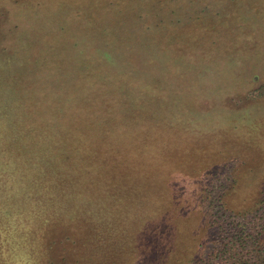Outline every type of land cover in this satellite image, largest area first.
Returning a JSON list of instances; mask_svg holds the SVG:
<instances>
[{"label": "rangeland", "instance_id": "374dc122", "mask_svg": "<svg viewBox=\"0 0 264 264\" xmlns=\"http://www.w3.org/2000/svg\"><path fill=\"white\" fill-rule=\"evenodd\" d=\"M89 104L118 122L76 127ZM72 128L78 150L96 133L97 176L56 202L103 207L93 221L53 212L21 242L0 223V264L252 259L254 237L264 248V0H0V171L10 140L51 166Z\"/></svg>", "mask_w": 264, "mask_h": 264}, {"label": "trees", "instance_id": "16d2710c", "mask_svg": "<svg viewBox=\"0 0 264 264\" xmlns=\"http://www.w3.org/2000/svg\"><path fill=\"white\" fill-rule=\"evenodd\" d=\"M104 59L111 62L113 61L110 53H106ZM131 77H129V86L136 83L135 81H131ZM140 83L142 82L140 81ZM143 103L145 104V101H143ZM87 106L88 109L79 119L76 127L80 124H83L85 128L100 127V121L105 122L103 127H107L110 125L114 126V124L118 122L112 121L113 117L109 113H107V115L105 114L104 120L106 121L97 120L94 108L91 107V104ZM86 121H88V124L85 123ZM67 131L68 135L63 143L65 146L62 145V147H59V150L56 148L58 153V156H56L57 161L55 160V163H50L52 167L48 165V157L45 151H38L36 147L34 151L29 150V147H26V151H23V149H11L10 146L13 141L10 140L7 143V150L10 152L13 151V164H5L7 170L8 168L12 170L11 173L7 172L6 169L0 171V223L5 226V229L15 230L13 236L16 241L21 242L24 236L30 235L26 232L28 228L31 227L30 225L34 226V224H38L39 227L42 228L41 230L45 231L48 225L54 224L55 217L53 212H56V214L60 216L61 213L63 214L68 210L72 211L74 217L82 216L93 221L94 217L92 215L95 214L94 212L98 211V206H101L97 202H94L95 195L91 197L87 195L92 204L86 205V207L90 208V215L88 216L84 212V207L81 209V207L78 208L71 204H66V201L69 204L70 199L76 197V190L78 192V187L83 186V181H86L85 188H92L91 183L95 181L97 175L91 167L94 161L90 159V157L99 153L98 150H100L97 146H89L95 142V138H93L96 135L95 132H90L89 135L85 137L86 141L82 144L83 149L78 150L79 148H72L78 128L68 129ZM15 135L18 134L16 133ZM37 135V137L40 138L34 139V142L37 144L42 143V138H46V143L50 142L52 138V136L47 133H38ZM104 137L107 138L109 136L106 135ZM98 139L100 140V138ZM109 142H111V140L107 141V143ZM4 171L7 172V175ZM13 178H17V181H13ZM73 181L74 186L72 184ZM60 195H62L65 200L68 196L63 205L56 202L57 200L59 201ZM53 198L55 202L51 201ZM135 202H137V204L142 203V201ZM49 203L53 205L49 206ZM94 203L98 205H94ZM37 206H39V208L35 210ZM124 207L123 210L128 208L126 206ZM33 208L35 211L26 212L28 209ZM126 213L127 212L124 214ZM254 241L255 245L258 247L255 250L257 255L247 261H243V258L239 257L234 264H264V248L258 245L257 238L254 237ZM228 251L229 246L225 245L224 249L219 248L215 250L212 256L217 257L219 254H225Z\"/></svg>", "mask_w": 264, "mask_h": 264}]
</instances>
